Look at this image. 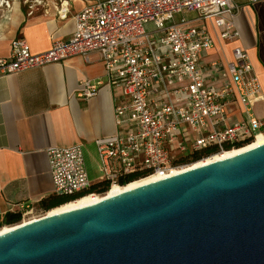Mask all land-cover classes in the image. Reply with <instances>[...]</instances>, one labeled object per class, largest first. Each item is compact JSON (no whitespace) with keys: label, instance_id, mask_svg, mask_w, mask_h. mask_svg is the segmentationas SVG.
<instances>
[{"label":"built area","instance_id":"1","mask_svg":"<svg viewBox=\"0 0 264 264\" xmlns=\"http://www.w3.org/2000/svg\"><path fill=\"white\" fill-rule=\"evenodd\" d=\"M73 1L59 0L60 19H67ZM80 1L86 4L73 16L75 30L69 39L56 40L38 53L25 38L13 39L10 56L0 58V78L73 56L100 55L108 82L121 89V96L115 108L116 132L96 139L97 182L108 180L110 187L131 174L164 178L191 164L197 151L215 148L203 158L209 157L264 134V118L254 111L263 95L247 50L235 47L233 60L223 67L213 63L211 74L201 62L214 47L205 21L212 20L224 40L240 38L236 0ZM4 5L10 7V1L0 0ZM191 11L197 13L195 19L185 15ZM180 13L185 16L177 21ZM150 23L152 29L147 28ZM214 74L218 76L210 81ZM98 91V84L85 80L79 95L87 99ZM235 106L240 108L238 117L236 111L232 115ZM47 154L56 192L73 194L93 185L83 144L51 147ZM32 212L26 209L19 222L30 220Z\"/></svg>","mask_w":264,"mask_h":264},{"label":"water","instance_id":"2","mask_svg":"<svg viewBox=\"0 0 264 264\" xmlns=\"http://www.w3.org/2000/svg\"><path fill=\"white\" fill-rule=\"evenodd\" d=\"M0 264H264V143L15 223Z\"/></svg>","mask_w":264,"mask_h":264},{"label":"crops","instance_id":"3","mask_svg":"<svg viewBox=\"0 0 264 264\" xmlns=\"http://www.w3.org/2000/svg\"><path fill=\"white\" fill-rule=\"evenodd\" d=\"M9 1L10 7L0 6V58L10 56L15 38H25L34 53L49 49L56 40L69 39L75 30L73 16L86 4L80 0L70 2V12L63 20L57 13L59 0H42L41 4L35 0ZM236 3L240 6L236 17L240 38L224 40L214 22L205 21L203 25L213 37L214 47L202 55L201 62L206 73L211 74L213 63L223 67L233 60L235 47L245 48L263 95L254 111L264 118V0ZM185 15L189 19L197 17L193 11ZM185 15L177 14L175 19L179 21ZM216 76L208 79L215 80ZM85 80L98 84L97 95L87 99L79 95ZM120 93V88L108 82L98 53L73 56L61 63L0 78L1 221L9 213L23 216L26 209L40 214L47 211L41 200L56 193L47 154L51 147L83 144L89 174L93 181L100 179L96 139L116 132L115 108ZM232 110V115L235 111L237 117L240 115L239 107Z\"/></svg>","mask_w":264,"mask_h":264},{"label":"bare ground","instance_id":"4","mask_svg":"<svg viewBox=\"0 0 264 264\" xmlns=\"http://www.w3.org/2000/svg\"><path fill=\"white\" fill-rule=\"evenodd\" d=\"M263 143H264V134L258 135V137L252 143H249V144L242 146V147L226 150V151H223L220 153H215L209 157H205L203 159L197 160L194 163H191L185 167L175 168L171 171V174L181 172V171L188 169V168H191V167H197V166L204 165V164H207V163H210L213 161H217L220 159H224L227 157L234 156L240 152L246 151L248 149H251L253 147L261 145ZM159 177L160 176L157 174H147V175L135 178L136 180L134 179L133 181L128 182L126 184L114 183L107 189L106 192H103V193H98V192L85 193L84 196H82L76 200H72L70 202H67V203L61 205L60 207H57L55 209L48 211L47 213L59 212V211H63V210H67V209H71V208H75V207L88 205V204L97 202V201H99L105 197L112 196V195L120 193L124 190L138 186L140 184H144L147 182L154 181V180L158 179ZM35 217H37V216H34V217L32 216L31 218H35ZM14 226L15 225L4 226V227L0 228V232L9 230V229L13 228Z\"/></svg>","mask_w":264,"mask_h":264},{"label":"trees","instance_id":"5","mask_svg":"<svg viewBox=\"0 0 264 264\" xmlns=\"http://www.w3.org/2000/svg\"><path fill=\"white\" fill-rule=\"evenodd\" d=\"M215 151V148H208L202 151H197L195 153H193L192 156V160L197 161L202 159L204 156H208L210 155L212 152ZM135 177H137L135 174H131L128 175L126 177H122L119 180V184H126L128 182H131L135 179ZM136 180V179H135ZM109 188V181L107 180H103V181H99L96 183H93V185L88 189V190H82V191H78L76 193L73 194H60L58 192L51 194L47 197H44L41 200V205L47 209V212L55 209L57 207H60L61 205L70 202L72 200H76L82 196L85 195V193H88L90 191H93L94 189H97L99 192L102 191H107V189ZM22 218L20 213H9L6 215V217L2 220L4 222V225H15V224H10V223H15L20 221ZM2 221L0 220V228L4 225H2Z\"/></svg>","mask_w":264,"mask_h":264},{"label":"rangeland","instance_id":"6","mask_svg":"<svg viewBox=\"0 0 264 264\" xmlns=\"http://www.w3.org/2000/svg\"><path fill=\"white\" fill-rule=\"evenodd\" d=\"M178 16H179V15H178ZM147 28H148V29H152V28H153V24H151V23L148 24V25H147ZM194 162H195V160H194V161L192 160V163H194ZM96 182H97V181H94V183H96ZM97 192H99V191H97ZM105 192H106V191H105ZM40 213H41V212H34V211H33V212L31 213V215H35V216H36V214H40ZM31 217H32V216H31ZM31 217H30V218H31ZM33 217H34V216H33ZM2 225H4V224H2ZM7 226H8V225H7ZM2 227H4V226H2Z\"/></svg>","mask_w":264,"mask_h":264}]
</instances>
